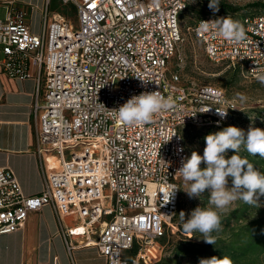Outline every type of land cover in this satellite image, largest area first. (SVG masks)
Returning <instances> with one entry per match:
<instances>
[{
  "label": "built area",
  "instance_id": "1",
  "mask_svg": "<svg viewBox=\"0 0 264 264\" xmlns=\"http://www.w3.org/2000/svg\"><path fill=\"white\" fill-rule=\"evenodd\" d=\"M62 1L72 5L78 26L46 7L45 30L34 33L12 1L0 16L1 71L37 80L31 113L45 174L41 192L27 194L15 171L0 166V234L21 229L30 212L49 204L61 220H72L62 231L69 250L74 235L80 245L96 246L106 264H157L179 230L176 172L189 157L183 127L226 126L237 106L222 87L181 84L177 72L167 78L189 0ZM220 17L231 18L213 13L187 29L211 60L257 79L264 74V13L231 18L247 35L236 45L198 30L200 21ZM157 90L173 107L151 123L123 125L107 110ZM216 109L228 110L226 118ZM173 188L180 189L166 203L163 193Z\"/></svg>",
  "mask_w": 264,
  "mask_h": 264
},
{
  "label": "clouds",
  "instance_id": "2",
  "mask_svg": "<svg viewBox=\"0 0 264 264\" xmlns=\"http://www.w3.org/2000/svg\"><path fill=\"white\" fill-rule=\"evenodd\" d=\"M219 6L220 0H209L208 7L213 13L219 11ZM198 30L203 32L215 30L214 34L222 36L234 45L247 39L243 25L229 17L200 21ZM257 79L264 85V74ZM141 81L145 84L149 82L144 79ZM240 99L244 101L246 98L241 96ZM172 107L171 99L157 90L133 95L119 108L107 110L123 125L142 126L151 123L154 116ZM227 111L216 109L221 119L226 118ZM204 139L206 146L203 156L193 151L190 157L182 161V166L176 174H179L188 184L187 189L183 190L190 198L202 199L203 193L206 190L209 192L207 206H197L187 219L183 211L179 213V216L185 233H199L203 237L200 240L215 245L216 237L213 233L222 230V217L230 211L236 201H242L257 209L264 206L260 203V198L264 197V172L258 170L246 157L239 155L243 146L249 155H258L264 159V129L255 127L254 124H251L247 131L236 126H227L216 133L208 134ZM229 150L235 154L228 157ZM202 163L206 165L203 169ZM177 189L180 188H173L170 192L163 193L166 203L174 197ZM193 237L195 235L191 238ZM199 264H232V261L227 257L213 256L201 259Z\"/></svg>",
  "mask_w": 264,
  "mask_h": 264
},
{
  "label": "rangeland",
  "instance_id": "3",
  "mask_svg": "<svg viewBox=\"0 0 264 264\" xmlns=\"http://www.w3.org/2000/svg\"><path fill=\"white\" fill-rule=\"evenodd\" d=\"M6 0H0V16L4 17L6 13ZM34 4L38 0H14ZM209 0H189V6L185 13L181 15V31L183 40L179 43L174 57L169 62L167 78L171 80V75L177 72L183 83L211 84L222 87L228 98L234 100L237 111L227 126H236L247 131L251 124L255 127L264 129V85L258 79L246 76L240 69L229 66L226 62L218 63L211 60L204 50V44L195 33L187 27L195 25L201 16L213 11L208 7ZM232 6L233 9L227 6ZM46 7L51 11L57 10L66 14L78 26L79 21L71 4H65L62 0H46ZM219 11L229 15L231 18H239L252 13H264V0H220ZM246 99L241 101L240 97ZM210 126H185L183 127V137L189 157L193 151L203 156L205 148V137L210 133H216L222 129L209 128ZM212 127V126H211ZM235 154L232 150L228 151V157ZM239 155L246 157L258 170L264 172V159L252 156L243 148ZM69 157L70 155L67 154ZM206 165L201 164L203 169ZM231 186V181H229ZM188 184L181 179V201L177 214L176 222L179 224V230L173 233L170 243L165 248L160 262L157 264H199L201 259H205L198 254H186L184 247L178 242L190 241L197 244H206L199 233H185L182 230V222L179 216L181 211L185 212V219L190 216L192 210L197 206H207L209 192L206 190L201 198H190L184 191ZM184 189V190H183ZM261 205H264V197L260 198ZM264 217V206L256 208L249 206L242 201H236L228 213L222 217V230L213 233L215 237L218 234H227L232 228L245 224L246 222ZM182 232V233H181ZM193 235L195 237L191 238ZM224 236V235H223ZM198 238V239H197ZM181 246V247H180ZM254 264H264V254L260 256Z\"/></svg>",
  "mask_w": 264,
  "mask_h": 264
},
{
  "label": "crops",
  "instance_id": "4",
  "mask_svg": "<svg viewBox=\"0 0 264 264\" xmlns=\"http://www.w3.org/2000/svg\"><path fill=\"white\" fill-rule=\"evenodd\" d=\"M14 2L26 12L32 32L45 30L46 0L34 4ZM49 15L61 13L51 11ZM50 18V17H49ZM36 72V68L34 69ZM37 88L35 76L12 78L0 69V166L13 169L27 194L41 192L45 182L42 158L31 106ZM72 220H61L52 205L30 212L25 225L14 232L0 234V264H106L96 246H82L80 236H70L74 248L69 250L62 234Z\"/></svg>",
  "mask_w": 264,
  "mask_h": 264
},
{
  "label": "trees",
  "instance_id": "5",
  "mask_svg": "<svg viewBox=\"0 0 264 264\" xmlns=\"http://www.w3.org/2000/svg\"><path fill=\"white\" fill-rule=\"evenodd\" d=\"M227 7L229 8L225 9H233L230 5ZM216 13H224V11H218ZM211 14L213 12L206 13L200 19ZM224 127L210 126L209 128L223 129ZM171 236L169 237L167 246L170 243ZM178 243L184 247L183 251L186 254H198L205 259L213 256L217 258L227 257L232 261V264H254L264 254V217L232 228L227 234H218L215 245L208 243L195 244L190 241H181Z\"/></svg>",
  "mask_w": 264,
  "mask_h": 264
}]
</instances>
